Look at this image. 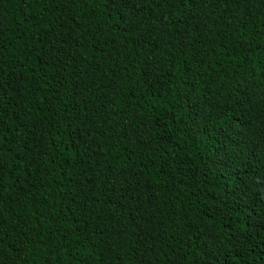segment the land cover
Masks as SVG:
<instances>
[{"label": "trees", "instance_id": "obj_1", "mask_svg": "<svg viewBox=\"0 0 264 264\" xmlns=\"http://www.w3.org/2000/svg\"><path fill=\"white\" fill-rule=\"evenodd\" d=\"M0 264H264V0H0Z\"/></svg>", "mask_w": 264, "mask_h": 264}]
</instances>
